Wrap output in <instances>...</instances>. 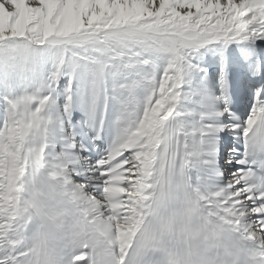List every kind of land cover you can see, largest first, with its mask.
<instances>
[{"label": "snow or ice", "instance_id": "obj_1", "mask_svg": "<svg viewBox=\"0 0 264 264\" xmlns=\"http://www.w3.org/2000/svg\"><path fill=\"white\" fill-rule=\"evenodd\" d=\"M232 44L245 58L233 55L230 81L213 72L214 92L187 87L195 53ZM97 46L159 60L132 123L103 158L83 126L58 133L63 146L53 150L51 97L0 95V264H31L45 190L110 245H62L58 264H157L163 235L194 238V225L228 226L264 257V0H0L5 78L24 70L26 54Z\"/></svg>", "mask_w": 264, "mask_h": 264}, {"label": "bare ground", "instance_id": "obj_2", "mask_svg": "<svg viewBox=\"0 0 264 264\" xmlns=\"http://www.w3.org/2000/svg\"><path fill=\"white\" fill-rule=\"evenodd\" d=\"M232 50L238 49L242 52L240 46L232 44L229 46ZM97 47L89 48H48L43 49L39 52V55H24L21 63L23 64L24 70L15 73L9 78H5L0 75V95L10 94L13 97L19 98L23 96H49L51 97V105L49 106L48 116L52 120L51 137H52V148L53 150H59L62 148V143L57 142L59 140L58 133H64L65 130H75V126H87L89 129L93 124V118L90 115L91 110L84 106V110L73 109L70 113V118H65L64 113L66 111L65 106L70 108L72 106V100L74 98H81L80 90L85 86L84 83L74 82L75 79H80L86 74L92 78L91 65L87 62V56L90 54L96 55ZM109 53L110 62L116 61V64L112 67L109 66L107 75L104 78V82L108 87H114L118 96H115V100L122 103L119 106L120 113H127L130 117H134L135 109L133 112L132 105L135 104L134 100L129 96L128 92H131L135 98L136 106L138 107L139 102L143 99L146 93V79L154 74L155 68L159 63L158 58L153 53L141 52V55L134 53V50L116 51L115 49L106 46ZM213 51L201 49L200 52L194 54V58L191 61L193 65L197 59L195 70L202 77L209 78V71H205V66L210 67L208 64H204L202 55L205 57L211 56ZM135 54L137 56H135ZM243 54V52H242ZM245 58L244 56L242 59ZM150 61V63H146ZM203 61V62H202ZM212 66L220 65L214 62ZM83 66L84 70L79 69ZM223 66V65H221ZM235 65L233 66V68ZM202 69V71H201ZM211 74L218 72L215 68H211ZM193 71L192 81H189L187 87L193 89L198 87L208 88V83H198V76ZM116 76L122 80L121 86L124 87V91L120 92L117 87V82L112 81V77ZM103 77H100L102 82ZM99 82V81H98ZM93 83V82H92ZM103 86V85H101ZM103 89V87H102ZM105 92V90L103 89ZM209 91H212L209 89ZM196 100V97L193 98ZM95 106V100L90 98L86 100ZM108 104L105 103V105ZM112 109L115 110L117 106L110 104ZM193 111L195 109H192ZM3 108L0 106V119H2ZM132 113V114H130ZM85 119V120H84ZM197 121L195 118H190L189 126L195 127ZM108 132L110 133L107 137L100 138L96 136V140H90L93 145H100V149L106 156L109 151L114 147L118 140V132L120 130L119 122L114 121ZM98 127L104 128L101 122ZM88 130L87 128H85ZM117 135V136H116ZM79 135L76 136V140L79 142ZM102 145V147H101ZM71 147V145H68ZM82 147L80 143H77V150Z\"/></svg>", "mask_w": 264, "mask_h": 264}, {"label": "clouds", "instance_id": "obj_3", "mask_svg": "<svg viewBox=\"0 0 264 264\" xmlns=\"http://www.w3.org/2000/svg\"><path fill=\"white\" fill-rule=\"evenodd\" d=\"M262 156L258 154L257 158ZM42 199L47 210L43 226H38L33 234L31 264H58L60 248L66 244H72L75 250L87 244L91 250L110 251V245L105 243L96 226L86 224L82 214L58 193L45 190ZM194 233V238H189L177 230L175 243H168L173 238L164 234L157 249V264H259L264 260L246 249L228 226L204 233L194 225Z\"/></svg>", "mask_w": 264, "mask_h": 264}, {"label": "rangeland", "instance_id": "obj_4", "mask_svg": "<svg viewBox=\"0 0 264 264\" xmlns=\"http://www.w3.org/2000/svg\"><path fill=\"white\" fill-rule=\"evenodd\" d=\"M134 53H136V52H134ZM136 54H137V53H136ZM136 54H135V56H137ZM140 55H141V53L138 54V56H140Z\"/></svg>", "mask_w": 264, "mask_h": 264}]
</instances>
